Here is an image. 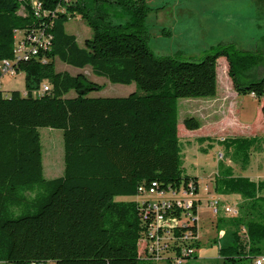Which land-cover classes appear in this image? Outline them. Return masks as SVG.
Returning <instances> with one entry per match:
<instances>
[{"label":"trees","instance_id":"16d2710c","mask_svg":"<svg viewBox=\"0 0 264 264\" xmlns=\"http://www.w3.org/2000/svg\"><path fill=\"white\" fill-rule=\"evenodd\" d=\"M44 10L64 12L37 18L31 0H0V60L14 57L15 31L42 23L53 35L49 50L17 64L25 72V94L0 89V262L4 264H149L139 255L138 241L147 224L136 197L141 185L157 181L160 189H179L197 178L184 174L178 133V100L215 97L218 60L228 61L237 94L264 98V76L242 83L238 71L260 63L253 52L233 44L212 46L200 62L157 56L150 47L147 0H41ZM264 6V0H256ZM129 16L115 22L112 8ZM80 17L92 36L79 45L65 23ZM105 77L113 84H135L126 97H89L102 86L82 75L58 72L55 61ZM50 89L35 96L44 84ZM74 91L76 96L66 97ZM264 126V104L262 106ZM184 126L201 127L190 116ZM42 128L61 129L64 173L44 175ZM207 138H200L205 141ZM257 137L226 138L222 142L241 153L248 164ZM216 192L240 194L243 215L219 219L232 228L234 242L221 249L226 264H247L264 254V182L232 175L224 168ZM28 193H33L32 197ZM248 231V241L240 236ZM197 233V228L194 229ZM199 246V243H198Z\"/></svg>","mask_w":264,"mask_h":264},{"label":"rangeland","instance_id":"374dc122","mask_svg":"<svg viewBox=\"0 0 264 264\" xmlns=\"http://www.w3.org/2000/svg\"><path fill=\"white\" fill-rule=\"evenodd\" d=\"M147 4L161 8L147 19L152 37L150 47L157 56L200 62L212 54V46L233 44L240 52H253L260 56L259 65L238 71L239 80L248 83L264 76V6H260L256 0H147ZM112 13L115 22L124 23L129 19L122 9L113 7ZM65 29L68 34L76 36L82 47L84 41L92 36V30L80 17L68 20ZM55 68L58 72H68L73 76L82 75L87 81L102 86L99 91H93L102 95L125 97L136 90L135 84H113L105 77L93 74L89 66L80 69L57 59ZM25 77V72L4 76L1 89L5 93L13 90L24 92ZM236 93L228 74V61L220 57L217 95L178 100L182 167L185 175L197 178L198 182V191L193 198L199 202L198 252L201 261L218 253L212 237L217 232L218 218L226 217L222 210L215 214L211 202L218 198L232 205L237 198L234 194L216 192V182L222 169L230 168L234 176H255L258 181L264 182V98L259 100L253 95ZM69 94L76 96L74 91ZM190 116L200 120L199 129H186L184 120ZM40 133L44 175L47 179L60 177L65 168L63 131L42 128ZM236 137L259 138L249 152L250 159L246 165L242 162L241 153L238 155L235 148L228 149L222 142L226 138ZM200 138L207 139L202 142ZM220 154H223V158H220ZM28 196L32 197L33 193H28ZM179 197L191 198L181 194ZM116 200L142 202L145 197H118ZM206 261L215 262L209 259L202 262ZM162 262L158 264H168Z\"/></svg>","mask_w":264,"mask_h":264},{"label":"built area","instance_id":"2783aa9c","mask_svg":"<svg viewBox=\"0 0 264 264\" xmlns=\"http://www.w3.org/2000/svg\"><path fill=\"white\" fill-rule=\"evenodd\" d=\"M32 10L37 11V18H54L58 13L64 12L58 7L54 12L44 10L41 0H31ZM47 25L42 23L28 31L16 30L14 57L0 60V89L1 79L4 76L18 74L17 64L23 60L36 59L43 63L48 61L45 51L52 45L53 35L48 31ZM19 34V35H18ZM49 84H44L40 90L34 92L39 97L49 91ZM254 96V94H251ZM223 158V154H220ZM198 188V187H197ZM196 187L193 182L188 187L179 189H160L157 181L138 188L139 195L145 200L139 202L142 209L141 215L147 224L146 231L138 241L139 255L146 262L166 261L168 264H187L196 256L199 243L198 214L199 202L196 196ZM181 196L191 198L184 199ZM211 207L215 214L222 210L229 216H237L238 210L234 206L222 205L221 199H214ZM197 228V233L195 232ZM241 237L248 241V231L241 229ZM0 264H4L0 262ZM31 264H52L51 262H32ZM254 264H264V254L254 259Z\"/></svg>","mask_w":264,"mask_h":264},{"label":"crops","instance_id":"0c3cea01","mask_svg":"<svg viewBox=\"0 0 264 264\" xmlns=\"http://www.w3.org/2000/svg\"><path fill=\"white\" fill-rule=\"evenodd\" d=\"M157 12H159V11H157ZM24 92H22V93H24ZM217 93H218V91H217ZM236 95H237V93H236ZM66 97L72 98L74 96H72L71 94H68ZM89 97H121V96H108V95H102V94H100V92H92V93L89 94ZM262 121H263V116H262ZM236 177H247V178H249L250 180H252L254 182H259L258 181V177H255V176L237 175ZM234 195L237 196L236 201L234 202V204L231 205L228 202H224L223 200H221V203H222V205H230V206L236 207L237 210H238V215L237 216H229V215L225 214L226 217H219V219H222V218H236L238 216H242L243 215L242 206L245 204L246 200H244L240 194H234ZM198 218L200 219L199 214H198ZM198 223H199V220H198ZM242 228H245V227L242 226L241 229ZM241 229H240V233H239L240 236H241ZM216 230H217V232L215 234H213L212 239H213V242L215 243V246L217 248L218 253L209 255L207 257V259L215 261V262L211 263L210 261H206V262L203 263L202 261L207 260V259H203L201 261V259L199 258V252L197 250L196 256L193 259H190L187 262V264H226L225 263V258L221 254V249L226 250L233 244V242H234L233 234H232L233 230H232L231 227H229L228 224H221L218 221L216 223ZM199 237H200V231H199ZM198 248H200V244H199ZM148 263L158 264V263H164V262L157 261V262H148ZM247 264H254V260L249 261Z\"/></svg>","mask_w":264,"mask_h":264}]
</instances>
